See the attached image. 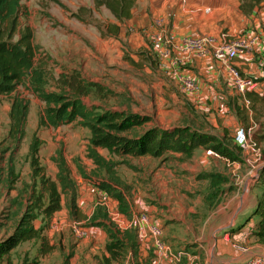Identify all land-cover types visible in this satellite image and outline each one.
<instances>
[{
	"label": "rangeland",
	"instance_id": "rangeland-1",
	"mask_svg": "<svg viewBox=\"0 0 264 264\" xmlns=\"http://www.w3.org/2000/svg\"><path fill=\"white\" fill-rule=\"evenodd\" d=\"M21 2L20 26L33 31L34 42L40 47L35 60H47L50 81L45 86L46 91L73 96L82 88L88 90L89 94H81L79 98L88 107L102 106L151 115L152 121L137 128L135 134H141L154 125L171 128L174 126L168 125L195 121L189 118L196 114L190 108L188 115L174 119L185 111L159 91L154 90L150 96H139L138 87L130 79L124 78L123 82L114 80L121 73H115L111 59L120 52L128 59L132 57L134 42L130 41V28L125 29L118 38L108 33L109 24L119 21L106 6L96 8L95 0ZM74 14H80L86 20L82 21ZM125 22L120 21V26ZM146 42L153 46L152 42ZM105 48L108 49L107 54ZM151 59L159 64L156 56ZM258 67L264 73V48L263 64H258ZM255 79L263 82L261 91L257 93L259 98L254 102L249 100L248 103L243 101L239 104L241 113L237 127L244 125L252 128V137L262 147V157L249 159L250 156L235 145L237 127L231 126L221 131L222 138L237 148L240 160L228 163L223 157L210 155L211 166L228 175L234 188L216 205L206 202L210 189L205 175L209 172L202 170L198 158L187 159L182 154L170 153L168 164L162 170L157 158L118 156L100 148L98 151L105 158L106 166H98L88 155L91 132L81 120L57 127H41L39 120L46 103L33 92L27 81L11 95L0 94V241L14 231L29 204L34 187H37L36 190L40 188V177L33 176L30 157V145L37 134L41 139L40 164L45 167V173L55 180H59V176L69 178V187L63 189V207L58 212L60 216L56 223L52 224L53 221L49 220L45 231L55 249L47 257L40 256L41 264H63L67 257L73 256L72 242L75 238L69 232L73 229L74 233L76 227L91 226L100 227L106 232L98 225L100 221H107L115 230H122L126 234V242L143 243L148 259L141 264H152L150 261L157 257L154 248L150 242L142 241L137 233V219L141 212L149 213L164 228L166 241L175 250H187L202 264L206 259L208 263L216 260L214 254L217 253L220 239L228 233L239 232L254 217V225L250 223V229L245 233L253 238L252 242L262 245L264 257V238L258 240L253 236L259 219L254 214L257 206L264 213V74ZM15 95L30 101L25 134L19 142L8 137L11 103ZM162 97L167 100L164 105L159 102ZM197 122L193 124H203L201 120ZM203 150L209 156L207 150ZM98 182L113 186V193L118 194L119 199L101 190ZM74 197L76 207L72 204ZM240 212H243L240 216L242 220L235 224ZM61 219L66 221L57 226ZM42 220V215L36 219L38 226L43 224ZM64 225L70 231L62 230L61 226ZM50 229H54L52 234ZM84 237L87 236L81 239ZM105 239L107 242L108 234ZM40 247V240L21 243L10 254L12 264H20L25 254L30 258L39 255ZM54 251L56 253L53 254ZM0 264H7L6 259ZM174 264L191 263L188 257H184Z\"/></svg>",
	"mask_w": 264,
	"mask_h": 264
},
{
	"label": "trees",
	"instance_id": "trees-1",
	"mask_svg": "<svg viewBox=\"0 0 264 264\" xmlns=\"http://www.w3.org/2000/svg\"><path fill=\"white\" fill-rule=\"evenodd\" d=\"M59 3L66 7L62 2ZM135 3L136 0H95L96 8L106 6L119 21L131 18ZM263 6L264 0H241L240 4L241 10L247 16L257 14ZM22 9L21 0H0V94L11 95L17 91L20 84L27 81L33 92L46 103L39 120L41 127H57L81 120L91 132L88 155L98 166H106L105 158L98 151L99 148L107 149L111 154L118 156H153L163 159H167L170 153H180L191 159L197 149L203 148L211 149L230 161L240 160L235 146L214 133L192 125H177L171 128L154 125L141 134H135L137 128L152 121L151 115L106 109L102 106L88 107L79 98L81 94H89L88 90L82 88L73 96L46 91L45 86L50 81L47 60L44 58L35 60L40 47L34 42L33 31L29 27L22 29L20 26L19 17ZM74 15L82 21L86 20L80 14ZM119 29L116 23H112L108 26V33L117 34ZM102 34L104 35V32ZM17 35L19 36L16 40ZM257 95L250 91L246 96L248 100L254 102L259 98ZM11 104L8 137H13L19 142L25 134L30 101L15 95ZM235 107L239 115L240 106L236 104ZM40 145L41 139L35 134L30 145V157L33 176L40 177V188L36 190L37 187H34L29 204L14 231L0 241V262L6 259L7 264H12L11 252L26 241L40 240V252L33 258L25 254L20 264H41L40 256H46L55 249L45 231L49 220H52L55 213L63 207V189L69 187V178L59 176V180H55L45 173V167L40 164ZM205 178L209 180L210 190L206 195V202L209 205H216L226 193L234 189L229 176L222 172H209ZM97 186L119 199V195L113 193L114 189L110 184L98 182ZM72 204L76 207L75 197ZM254 214L258 215L259 219L253 236L263 240L264 213L257 206ZM40 215L43 224L36 227L35 221ZM98 225L108 234L106 242L108 254L99 258L101 264H122L130 249L134 255L138 253L141 244H133L134 241L126 242V234L122 230H115L107 221H100ZM69 259L67 257L63 264H70Z\"/></svg>",
	"mask_w": 264,
	"mask_h": 264
},
{
	"label": "crops",
	"instance_id": "crops-1",
	"mask_svg": "<svg viewBox=\"0 0 264 264\" xmlns=\"http://www.w3.org/2000/svg\"><path fill=\"white\" fill-rule=\"evenodd\" d=\"M240 4L241 0H136L131 18L125 19L127 23L121 24V27L120 21L116 19L119 21L116 24L120 29L114 35L118 38V35H122L125 29L130 28V41L134 42L132 44L134 52L129 59L123 55V52L111 59L115 73H121L114 80L123 82L124 78L130 79L138 87L137 95L139 96H150L154 90L159 91L173 104H179V107L185 111L180 117L175 116L174 119H182L188 115V108H190L196 116L187 117L196 122L197 120L203 122L200 126L194 125L195 121L190 120L168 126L188 124L222 137L221 131L224 128L231 126L236 128L239 124L240 118L235 106L245 101L231 84L230 67L233 66L242 74L254 78L263 77L264 74L258 67V64H263L264 6L257 14L247 16L241 10ZM187 36H212L219 40L243 36L249 41L253 40L254 43L245 55H240L230 62H224L215 58L212 48L204 55L184 52L181 49V42ZM146 41L152 42L153 46L147 45ZM107 51L108 49L105 48V54ZM154 56L157 57L159 64L151 59ZM130 71L133 73L131 74ZM180 72L196 78L199 90L196 92L184 90L178 78ZM261 85L263 82L257 81V87L251 92L255 94L260 92ZM159 102L160 105H164L167 100L162 97ZM231 102L234 106L230 104ZM174 154L178 155V153ZM150 157L156 159L153 156L138 158L148 159ZM194 157L200 161L199 166L202 170L220 172L211 166L209 158L212 157L206 156L203 148L197 149ZM157 159L160 160V168L163 170L168 164L167 159ZM223 159L230 163V160ZM58 212L53 216L52 224L56 223L60 216ZM242 213L236 216L235 224L241 219ZM65 221L61 219L57 226ZM250 223L254 225V217ZM250 223H247L239 232L228 233L220 239L216 248L217 253L214 254L216 260L212 261L230 262L245 260L251 255L263 256L262 245L252 242L253 238L249 236V233H245L250 229ZM35 225L39 227L36 221ZM61 229L66 232L70 231L66 225L61 226ZM50 231L52 234L54 229ZM78 231H83L87 237L81 239L78 237ZM69 233L73 234L72 238H75L72 242L73 256L69 259L70 264H101L99 258L108 254L105 239L107 234L102 228L76 227L74 233L73 229ZM235 242L247 243V245L251 243L249 246L252 253L248 255L239 252L233 247ZM147 259L142 243L138 253L134 255L132 251H129L122 264H141ZM154 260L150 262L154 264ZM210 263L206 259L203 264ZM199 264L202 263L199 262Z\"/></svg>",
	"mask_w": 264,
	"mask_h": 264
},
{
	"label": "built area",
	"instance_id": "built-area-1",
	"mask_svg": "<svg viewBox=\"0 0 264 264\" xmlns=\"http://www.w3.org/2000/svg\"><path fill=\"white\" fill-rule=\"evenodd\" d=\"M254 41L247 40L243 36L219 40L212 36H187L181 42V49L187 54L204 55L211 48L216 59L224 62H230L240 55H245L253 45ZM231 84L235 90L240 93L245 102H250L247 93L255 90L257 81L254 77L242 74L237 68L231 66ZM179 81L188 92L199 90V83L196 78L184 72L178 75ZM252 128L244 125L237 127L234 135L235 145L245 152L249 159H260L262 157V147L260 143L252 137ZM210 156L221 157L215 151L209 149L206 151ZM245 159V157H244ZM254 159V160H256ZM137 231L139 238L144 242H150L156 254L154 264H167L168 262H179L184 257H188L191 264H199L198 258L192 256L185 249L175 250L165 238L164 228L154 221L149 213L141 212L137 219ZM85 233L78 231V237H83ZM233 247L239 252L250 255L252 252L250 246L246 243H233ZM210 264H264V257L251 255L245 260H236L230 262L212 261Z\"/></svg>",
	"mask_w": 264,
	"mask_h": 264
}]
</instances>
